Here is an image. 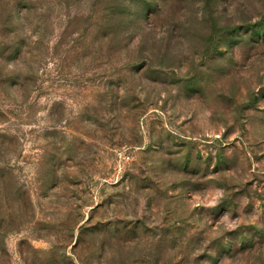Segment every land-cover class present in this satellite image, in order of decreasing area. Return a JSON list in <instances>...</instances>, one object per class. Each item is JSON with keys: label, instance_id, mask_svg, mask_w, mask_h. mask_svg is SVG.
Listing matches in <instances>:
<instances>
[{"label": "rangeland", "instance_id": "374dc122", "mask_svg": "<svg viewBox=\"0 0 264 264\" xmlns=\"http://www.w3.org/2000/svg\"><path fill=\"white\" fill-rule=\"evenodd\" d=\"M0 264H264V0H0Z\"/></svg>", "mask_w": 264, "mask_h": 264}]
</instances>
